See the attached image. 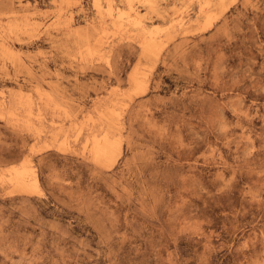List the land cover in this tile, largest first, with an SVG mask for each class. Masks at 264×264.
<instances>
[{
  "label": "rangeland",
  "instance_id": "374dc122",
  "mask_svg": "<svg viewBox=\"0 0 264 264\" xmlns=\"http://www.w3.org/2000/svg\"><path fill=\"white\" fill-rule=\"evenodd\" d=\"M0 264H264V0H0Z\"/></svg>",
  "mask_w": 264,
  "mask_h": 264
},
{
  "label": "bare ground",
  "instance_id": "6f19581e",
  "mask_svg": "<svg viewBox=\"0 0 264 264\" xmlns=\"http://www.w3.org/2000/svg\"><path fill=\"white\" fill-rule=\"evenodd\" d=\"M140 1L146 2V3H151V0H140ZM130 8H131L132 11L138 13L137 8H135L133 4H130Z\"/></svg>",
  "mask_w": 264,
  "mask_h": 264
}]
</instances>
